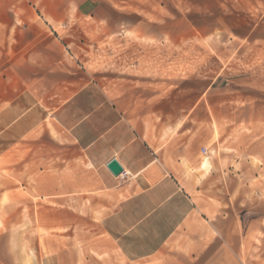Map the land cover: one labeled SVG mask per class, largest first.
Returning <instances> with one entry per match:
<instances>
[{"label":"rangeland","instance_id":"obj_1","mask_svg":"<svg viewBox=\"0 0 264 264\" xmlns=\"http://www.w3.org/2000/svg\"><path fill=\"white\" fill-rule=\"evenodd\" d=\"M44 1L50 0H0V92L4 34L11 35L7 44L13 46L14 32L24 23H38L59 37L86 83L108 76L140 82L141 91L150 83L157 95L172 98L173 108L176 98L187 97L189 113L195 98L218 76H246L256 86L264 82V44L251 36L264 34V0H63L69 4L68 18L54 29L41 8ZM252 92L264 98V88ZM29 125L26 134L18 129L5 135L0 119V264H264V168L259 159L244 169L243 162L230 160L227 146L210 141L208 154L200 158L218 160L220 172L205 186L194 231L177 233L153 258L129 261L102 232L97 211L91 215L95 202L53 200L51 157L57 133L50 118L37 131L34 112ZM213 130L218 135L219 128ZM37 149L44 153L40 189Z\"/></svg>","mask_w":264,"mask_h":264},{"label":"crops","instance_id":"obj_2","mask_svg":"<svg viewBox=\"0 0 264 264\" xmlns=\"http://www.w3.org/2000/svg\"><path fill=\"white\" fill-rule=\"evenodd\" d=\"M41 8L52 29L65 24L67 2L44 1ZM251 36L264 44V34ZM10 38L5 32L0 92L4 134L18 129L26 134L33 112L37 131L50 118L57 133L51 157L53 200L95 202L91 215L97 211L102 232L125 259L153 258L177 233L194 231L205 186L220 172L218 160L200 158L202 150L208 154L210 141L227 146L230 160L243 162L244 169L251 159H259L264 168V98L252 95L264 82L256 86L246 76H218L195 98L189 113L187 97L176 98L173 108L172 98L157 95L150 83L143 87L147 91L140 90V82L108 76L86 83L62 40L38 23L17 28L13 46L7 44ZM225 122L231 126L224 128ZM112 160L123 170L118 176L108 169ZM36 163L40 189L44 153L39 149Z\"/></svg>","mask_w":264,"mask_h":264},{"label":"water","instance_id":"obj_3","mask_svg":"<svg viewBox=\"0 0 264 264\" xmlns=\"http://www.w3.org/2000/svg\"><path fill=\"white\" fill-rule=\"evenodd\" d=\"M108 169L115 175L118 176L120 175L123 170L121 168V166L118 164V162H116L115 160H112L109 164H108Z\"/></svg>","mask_w":264,"mask_h":264},{"label":"built area","instance_id":"obj_4","mask_svg":"<svg viewBox=\"0 0 264 264\" xmlns=\"http://www.w3.org/2000/svg\"><path fill=\"white\" fill-rule=\"evenodd\" d=\"M202 153L205 155L206 154V151L205 150H202Z\"/></svg>","mask_w":264,"mask_h":264}]
</instances>
